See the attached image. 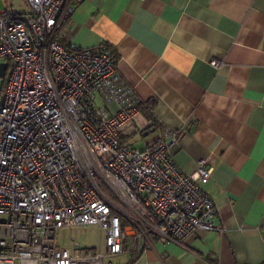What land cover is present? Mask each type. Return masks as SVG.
I'll return each instance as SVG.
<instances>
[{"label":"built area","instance_id":"2783aa9c","mask_svg":"<svg viewBox=\"0 0 264 264\" xmlns=\"http://www.w3.org/2000/svg\"><path fill=\"white\" fill-rule=\"evenodd\" d=\"M26 1L27 12L0 10V59L11 67L0 78V264H113L222 231L205 189L213 168L201 160L184 172L169 153L180 131L162 129L142 149L122 143L142 101L113 46L61 41L71 0ZM91 225L103 248L57 244L59 229Z\"/></svg>","mask_w":264,"mask_h":264},{"label":"crops","instance_id":"0c3cea01","mask_svg":"<svg viewBox=\"0 0 264 264\" xmlns=\"http://www.w3.org/2000/svg\"><path fill=\"white\" fill-rule=\"evenodd\" d=\"M71 1L61 41L113 46L143 101L120 127L122 143L142 149L162 129L180 131L169 153L184 172L201 160L213 168L205 189L223 229L113 264H264V0Z\"/></svg>","mask_w":264,"mask_h":264},{"label":"rangeland","instance_id":"374dc122","mask_svg":"<svg viewBox=\"0 0 264 264\" xmlns=\"http://www.w3.org/2000/svg\"><path fill=\"white\" fill-rule=\"evenodd\" d=\"M7 7L9 10L26 11L29 9V4L26 0H7ZM6 8L3 0H0V10ZM11 72V67L6 59H0V78L5 75H9ZM1 90V81H0ZM131 140H134L133 137ZM128 145L131 143L123 142ZM138 145V144H134ZM207 231V230H204ZM73 240H77L83 246L86 247H96L104 246L103 232L98 226H76V227H64L58 230L57 244L63 247H68L71 245Z\"/></svg>","mask_w":264,"mask_h":264},{"label":"trees","instance_id":"16d2710c","mask_svg":"<svg viewBox=\"0 0 264 264\" xmlns=\"http://www.w3.org/2000/svg\"><path fill=\"white\" fill-rule=\"evenodd\" d=\"M141 105V104H140ZM142 106V105H141ZM140 107V106H139ZM151 122H152V125H154L153 123H154V119L152 118V120H151Z\"/></svg>","mask_w":264,"mask_h":264},{"label":"bare ground","instance_id":"6f19581e","mask_svg":"<svg viewBox=\"0 0 264 264\" xmlns=\"http://www.w3.org/2000/svg\"><path fill=\"white\" fill-rule=\"evenodd\" d=\"M72 42V41H71ZM143 103V101L141 102V104ZM149 105L151 104L150 102L148 103Z\"/></svg>","mask_w":264,"mask_h":264}]
</instances>
